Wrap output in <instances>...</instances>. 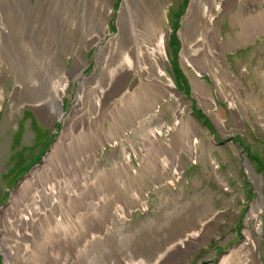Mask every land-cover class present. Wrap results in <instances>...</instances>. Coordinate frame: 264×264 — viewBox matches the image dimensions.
<instances>
[{
  "label": "rangeland",
  "instance_id": "374dc122",
  "mask_svg": "<svg viewBox=\"0 0 264 264\" xmlns=\"http://www.w3.org/2000/svg\"><path fill=\"white\" fill-rule=\"evenodd\" d=\"M160 1L162 4H159V0L156 2L159 13L155 23L169 35L166 41L168 59L164 65L177 86V95L160 99L161 92L147 81L149 75L135 67L133 73L126 74L127 79L125 76L116 80V88L113 87L114 91L111 92L113 99H109L114 116L119 118L116 120L113 116L114 121L120 123L113 127V118L100 116L99 121L103 123L102 127L101 124L98 125L101 127L99 135L93 129L86 130L81 137L87 148L90 143H94L91 146L96 150L99 148L96 157L92 155L94 165L90 173L91 182L97 186L99 183L104 185L109 182L121 200L128 205L125 210L120 206H113L111 210L109 203L108 208L101 209L100 213L104 218L107 215L109 218L113 217L105 227L108 230L103 239L106 240V245L112 239L120 240L118 246H125L129 250L136 243L141 244L139 240L142 239L152 240L154 246L164 240L163 236L167 231L175 234L183 229L184 226H173L182 216L186 217L188 211H191L193 219L197 218L196 210L198 213L200 209H208L206 217L216 210L220 215L218 220L215 218V223L212 222L214 226L210 229L211 232L203 242L192 240L188 247L182 248L186 254L179 264H219L222 256L236 251L250 230L253 240L259 246L253 263L264 264V225L262 233L255 231L256 225L250 217L258 209L259 218L264 224V0L260 3L246 0L243 10H240L241 0H235L223 16L220 11L213 21L224 44L221 51L226 50L224 58L226 73L230 79V84L227 85L229 99L220 92L214 78L202 70L203 56H195V65H190L187 69L181 60L182 52L187 47L181 38V29L192 0ZM30 2L36 4L37 0ZM55 2L56 0H47L45 6L41 4L38 7L46 15V7H52L53 11ZM109 2L110 12L106 18L110 29L100 38L99 43L90 42L84 33L78 32V38L71 47L74 51L78 50L82 57L77 64L74 56L63 49L59 50L63 63L71 71L66 92L61 94V108L68 114V122L72 118L73 109L78 107L77 109L85 111L89 105L86 100H77L90 86H96L102 81L99 53L110 39L120 33L118 23L124 0ZM194 14L198 16L200 13ZM148 25L144 27L148 28ZM86 40L88 46H85ZM143 53L145 51L142 49V53L133 51L130 54L133 64L138 62V57ZM74 64L76 69H73ZM209 66L212 67L211 64ZM149 67L151 65L147 63V70ZM197 69L203 73L197 72ZM191 73L193 77L198 75L208 86L207 91L213 95L215 103L212 104L216 111L209 109L202 100L207 91L201 90L204 87L201 83H194ZM18 84L16 70L12 73L8 64L0 63V216L10 205L14 194L22 185H28L32 174L46 162L60 141L65 125L64 120L57 115L52 114L50 120L44 117L42 111L34 106V98L25 94V88L20 89ZM127 93L132 97L126 103L123 102V106H132L135 111L123 118L121 112L125 108L116 110L118 105L113 104L114 100L123 98ZM231 98L236 101L234 105L237 111L230 104ZM107 99L108 97L105 101ZM155 102L158 107L153 110ZM144 111L146 113L142 117L144 116L145 122L135 124L137 116ZM220 117L225 119V125L220 122ZM178 119L180 122L174 127ZM164 123L175 129L159 136L163 146L167 147L168 155H173L169 157L164 154L166 165L162 172L150 160L148 165L142 162L139 151L133 145L140 146L143 150L149 149L141 138L147 137L152 130L161 128ZM191 133L197 140L195 158L187 143ZM111 136L113 139L109 140ZM55 153L53 155L58 154ZM128 155L132 159L131 165L136 171L137 179L133 181L125 177L124 181L129 187H141L139 194L142 193L140 196L144 202L141 206H135L136 197L130 191L127 192L119 179L121 174L130 176L126 169L127 167L131 171V166L126 161ZM175 157L178 161L176 173L172 167ZM249 166L254 169L255 175ZM165 169L172 174L173 181L167 178ZM100 175L104 176L103 180H98ZM257 175L261 178L260 184L256 182ZM150 181L155 183L153 188ZM26 182L28 183L25 184ZM260 196L263 204L257 207V198ZM1 235L0 223V239ZM101 249L102 245L97 244L94 255ZM0 264H6L1 247Z\"/></svg>",
  "mask_w": 264,
  "mask_h": 264
},
{
  "label": "bare ground",
  "instance_id": "6f19581e",
  "mask_svg": "<svg viewBox=\"0 0 264 264\" xmlns=\"http://www.w3.org/2000/svg\"><path fill=\"white\" fill-rule=\"evenodd\" d=\"M46 1L37 0L36 4H32L30 0H0V63L8 64L12 73L16 70L19 88L24 87L25 94L34 98L32 100L34 106L42 111L40 113L44 117L50 120L54 114L65 123L64 132L61 133L55 150L51 151L41 168L32 174L29 184L22 185L14 194L10 205L0 216L2 227L0 247L6 264H179L186 254L182 248L188 247L192 240L203 242L220 214L215 210L206 217L208 209L206 211L200 209L198 213L196 210L197 218L191 219L192 213L188 211V215L182 216L173 226L175 228L184 226L183 229L175 234L167 231L163 236L164 240L160 243L154 242L157 244L154 246L152 240L146 239L139 240L141 244L136 243L131 250L125 246L119 247L120 240L112 239L106 245L107 242L103 238L108 229L105 227L113 217L109 218L106 214L107 217L104 218L100 213L101 209L108 208L109 203L111 210L113 206L115 208L120 206L125 210L128 205L121 200L109 182L104 185L99 183V186L91 182L90 173L94 165L92 155L98 154L99 148L96 150L92 147L94 143L88 144L87 148L81 138L86 130L94 129L97 136L99 135L103 123L99 121L100 116L113 118L114 110L111 103L109 104V99H113L111 92L114 91L113 87L116 88L118 82L116 80L133 73L135 67L149 75L147 81L151 83L150 86L158 88L161 92L160 99L177 95V86L164 65L168 59L166 41L169 35L160 30L155 23L159 13L156 10L158 0H124L118 23L120 33L110 39L107 46L101 50V54L99 53L102 81L96 86H90L84 94H80L77 102L86 100L89 105L85 111L77 109L78 107L73 109L70 122L66 121L68 114L61 108V94L66 92L71 71L69 72L63 63L59 50L63 49L67 54L74 56L77 64L82 57L78 50L74 51L75 49L71 47L78 38V32L84 33L90 42L99 43L100 38L110 29L106 18L110 12V2L56 0L53 11L52 7L49 9L46 7L48 13L45 12L47 14L43 15V10L38 6L41 4L45 6ZM234 1L192 0L181 29V38L187 45L181 56L185 68L195 65V56H203L202 70L214 78L226 99H229L227 85L230 84L224 58L226 50L221 51L224 44L213 21L220 11V15L223 16L233 6ZM245 1L241 0L240 10L244 9ZM260 1L255 0L256 3ZM159 4H162V1L159 0ZM194 12L200 14L194 16L196 15ZM160 16L163 18L162 14ZM145 25H148L149 29L144 27ZM87 40L85 46H88ZM142 49L145 53L133 64L130 54L133 51L142 53ZM147 63L151 65L149 70ZM76 68L74 64L73 69ZM198 70L197 72L203 73ZM192 75L193 73L191 77L194 83H201V86H204L201 90L209 91L206 83L201 81L198 75L194 77ZM127 78L126 76L125 79ZM208 91L207 97L203 99L199 97L207 103L209 109L216 111L213 95ZM131 97V94L127 93L123 98L113 101V106L118 105L116 110L125 108L121 112L123 118L135 111L132 106L131 109L123 106V102L126 103ZM230 104L237 111L234 98L230 99ZM157 107L158 104L155 102L153 110ZM145 113L146 111L136 115L138 118H135V124L145 122L144 116L142 117ZM114 118L119 120L115 116ZM114 118L111 120L113 127L120 123L115 122ZM224 121L225 119L220 117L222 124ZM179 122L180 119L175 122L174 127ZM100 124L101 127L98 126ZM174 129L173 126L164 123L161 128H156L147 137L141 138V141L149 146L147 150L133 145L135 150L139 151L142 162L148 165L150 160L156 168L164 171L166 165L164 154L168 153L159 136ZM188 136L190 137L187 143L195 158L197 140L192 133ZM112 139L111 136L109 140ZM55 152L58 154L53 155ZM176 157L172 162L175 173L178 171ZM126 161L131 166V171L126 167L130 176L121 174L119 179L127 188V192L130 191L136 197L135 206H141L144 204L143 197L140 196L142 193L139 194L141 187L138 185L129 187L125 184V177L133 181L137 179L130 155ZM249 168L254 172L251 166ZM170 172L165 169L167 178L173 181ZM255 174L254 172L253 175ZM103 177L98 176V180H103ZM257 178L256 182L260 184L259 175ZM150 184L151 188L155 186L154 181H150ZM258 188L260 189V185ZM262 204L260 196L257 198L256 206ZM258 212V209L254 210L250 217L256 225L255 231L262 233L264 224ZM252 237L250 230L236 251L222 256L219 264H254L253 257L258 253L259 246ZM97 244L102 245V249L100 252L96 251L94 255Z\"/></svg>",
  "mask_w": 264,
  "mask_h": 264
}]
</instances>
